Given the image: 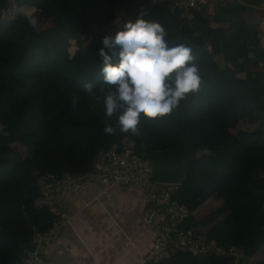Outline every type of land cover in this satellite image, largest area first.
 Segmentation results:
<instances>
[{
    "label": "trees",
    "instance_id": "trees-1",
    "mask_svg": "<svg viewBox=\"0 0 264 264\" xmlns=\"http://www.w3.org/2000/svg\"><path fill=\"white\" fill-rule=\"evenodd\" d=\"M152 1L0 0V264H8L5 255L14 259L25 256L24 245L10 231L11 212L23 213L29 202L42 203L37 177L63 172L83 175L93 168L100 150L113 146H132L139 157L162 160L173 167L189 157L192 148L197 149L195 158L188 163L183 184L173 196L190 214L204 208L218 194L223 195L226 179L250 183L251 203H261L264 72L252 75L247 71L243 80L237 76L228 66L237 58V51L221 30L204 23L202 5L197 10L181 11V6L171 9L180 0ZM242 3L260 5L264 0L235 1L225 6L226 11L241 16ZM14 8L19 12L7 21L4 16ZM23 9H34L40 22L53 20L52 31L28 26ZM120 10L133 16L132 22L144 14V19L158 23L169 46L183 43L191 47L203 73L197 94L167 118L142 119L140 134L135 137L118 129L113 133L105 131L107 125H116L115 118L109 120L104 115L100 92L105 84L98 51L103 47V37L114 36L122 29L125 22L117 26L120 21L116 20ZM187 12L190 19H181L180 15ZM95 14L102 16L106 26L114 21L112 30L106 28L89 38L82 49L83 36L89 35L95 26ZM71 40L79 47L73 55L69 53ZM216 40L217 53L207 51L206 46L212 47ZM235 43L247 52H255L256 25H243ZM243 58L250 62L247 56ZM112 60L116 63L118 57L113 56ZM86 84L92 85L95 94L85 90ZM241 124L243 128L239 127ZM220 149L222 153L218 152ZM40 212L48 216L50 225L52 218L46 208ZM218 218L222 221L204 239L216 244L224 256L216 261V257L209 255L204 262L194 259V264H233V248L247 258L253 256L256 264H264V230L248 238L224 202L200 225L210 228ZM27 220L25 216L20 223L24 225ZM31 223L36 224L35 220H28ZM196 227L190 218L182 226ZM262 248L263 257L257 259L254 254ZM174 254V259L181 260L191 255L180 250Z\"/></svg>",
    "mask_w": 264,
    "mask_h": 264
},
{
    "label": "crops",
    "instance_id": "crops-1",
    "mask_svg": "<svg viewBox=\"0 0 264 264\" xmlns=\"http://www.w3.org/2000/svg\"><path fill=\"white\" fill-rule=\"evenodd\" d=\"M155 1V0H154ZM178 1V0H164ZM240 0H199L201 2V15L204 23L212 28L221 30L228 38V43H233V49L237 51V58L228 66L243 80L248 71L252 75L264 72V3L253 5L242 3L244 13L241 16L233 12H227L225 6ZM179 3V2H177ZM181 11L183 8H180ZM33 11L34 9H28ZM35 11V10H34ZM122 15L116 20L121 26L124 22L132 21L133 16H128L122 10ZM98 20H100V15ZM190 19V14L183 13ZM180 16V17H181ZM184 19V20H187ZM53 21V20H52ZM48 22V21H47ZM54 22V21H53ZM111 22L107 27L110 29ZM256 25L257 48L255 52H247L235 43L242 31L243 25ZM107 25V23H105ZM53 26V25H52ZM51 26V27H52ZM105 27V26H103ZM115 29V28H113ZM97 32H99L97 27ZM104 32V30H103ZM100 33V32H99ZM201 39V38H199ZM219 42L216 40L211 46H206L207 51L215 53L218 51ZM231 48V45H230ZM247 56L250 62L243 57ZM260 57V58H259ZM216 56L215 60L219 61ZM222 153L221 149L218 151ZM251 184L241 180L226 179L224 181L223 195L215 196L204 208L191 214L190 219L203 233L207 234L215 225L222 221L218 218L210 228H203L200 223L217 212L224 204L229 213L235 219L240 230L248 237H253L264 230V196L258 206H254L250 200L248 189ZM141 189L133 186H102L94 177L88 179L85 189L79 195H69L65 198L63 210L69 219V224L57 237L56 241L43 252L46 264H139V258L151 244V237L147 230L144 219V203L142 201ZM44 208L41 202H29L23 207V213L13 210L11 233L26 246L31 242L34 228L44 229L50 221L48 216H43L41 210ZM26 216L36 224L24 225L20 222ZM255 241V238L253 239ZM26 249L23 252L26 254ZM186 259L175 258L174 264H194V259L206 261L201 257L190 253ZM212 255V254H211ZM213 256V255H212ZM219 254L217 257H223ZM257 259L263 257V248L256 251ZM8 264H22L21 259L4 256ZM184 257V256H183ZM233 264H245L237 261Z\"/></svg>",
    "mask_w": 264,
    "mask_h": 264
},
{
    "label": "clouds",
    "instance_id": "clouds-1",
    "mask_svg": "<svg viewBox=\"0 0 264 264\" xmlns=\"http://www.w3.org/2000/svg\"><path fill=\"white\" fill-rule=\"evenodd\" d=\"M143 15L125 22L114 36L103 37L98 51L103 62L105 87L100 92L104 115L109 120L115 118L116 125H107V133L118 129L139 136L142 119L157 121L171 116L199 92L203 82L193 49L183 43L169 46L163 28ZM24 20L31 28L40 22L34 10L26 11ZM113 56L118 62H113ZM85 90L95 94L91 84H86Z\"/></svg>",
    "mask_w": 264,
    "mask_h": 264
},
{
    "label": "built area",
    "instance_id": "built-area-1",
    "mask_svg": "<svg viewBox=\"0 0 264 264\" xmlns=\"http://www.w3.org/2000/svg\"><path fill=\"white\" fill-rule=\"evenodd\" d=\"M154 2L153 0L152 3ZM180 6L184 10H197L201 2L180 0L171 9L176 10ZM26 11L29 10L23 9V14ZM180 18L187 19L186 16ZM71 42L75 43L71 40L70 45ZM91 177L102 186H133L141 189L144 219L151 244L141 254L139 264H171L175 250L201 257L212 254L216 261L219 254H224L213 242L207 243L204 239L205 233L198 228H182L191 214L184 205L173 200L179 185L154 182L150 160L139 157L132 146H125L122 149L113 146L100 150L93 168L83 175L63 172L60 175L45 173L37 177L36 186L52 222L44 229L34 228L31 242L36 244V250L27 252L22 264H46L42 253L53 245L69 224L63 210L65 198L81 194ZM230 255L234 256V263L244 261L245 264H256L253 256L247 258L238 249L233 248Z\"/></svg>",
    "mask_w": 264,
    "mask_h": 264
},
{
    "label": "water",
    "instance_id": "water-1",
    "mask_svg": "<svg viewBox=\"0 0 264 264\" xmlns=\"http://www.w3.org/2000/svg\"><path fill=\"white\" fill-rule=\"evenodd\" d=\"M196 152L197 149L192 148L191 155L189 157L185 156L182 162L174 167L162 160L154 162L147 158L151 162L153 181L162 184H176L181 186L188 172V163L195 158ZM24 248L26 249V253L33 252L36 250V244L30 243L24 246Z\"/></svg>",
    "mask_w": 264,
    "mask_h": 264
},
{
    "label": "rangeland",
    "instance_id": "rangeland-1",
    "mask_svg": "<svg viewBox=\"0 0 264 264\" xmlns=\"http://www.w3.org/2000/svg\"><path fill=\"white\" fill-rule=\"evenodd\" d=\"M11 9V8H10ZM17 12H19V10H17V9H13V11L11 10V12L10 13H8V14H6V17L4 16V18L7 20V21H9L11 18L13 19V18H15V15L17 14ZM35 12V11H34ZM19 14V13H18ZM95 16H96V18H94V21H95V26L92 28V32L89 34V35H87V36H83V39H82V46H81V48L83 49V48H85V43H87L89 40V38H93V37H96V35L100 32V33H103V30H105L107 27H106V25H105V23H104V21H103V19L101 18L100 19V21L98 20V16L95 14ZM120 17L122 18V16L120 15ZM11 19V20H12ZM53 21L52 20H48V22L47 21H41V22H39V24H38V29H46V30H50V31H52V28L53 27H51L52 25H53ZM103 26H105V27H103ZM97 27H100V30H99V32H97L96 31V29H97ZM102 27V28H101ZM115 28V27H114ZM102 29V30H101ZM79 50V47L75 44V43H73V42H71V45H70V47H69V53L71 54V55H73L75 52H77ZM98 78H101V76L100 75H98ZM240 128H243L244 127V124H241V126H239Z\"/></svg>",
    "mask_w": 264,
    "mask_h": 264
}]
</instances>
